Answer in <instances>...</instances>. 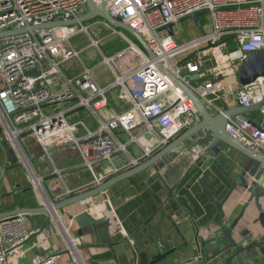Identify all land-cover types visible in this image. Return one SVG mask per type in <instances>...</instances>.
<instances>
[{
  "label": "built area",
  "instance_id": "built-area-1",
  "mask_svg": "<svg viewBox=\"0 0 264 264\" xmlns=\"http://www.w3.org/2000/svg\"><path fill=\"white\" fill-rule=\"evenodd\" d=\"M92 1L101 5L108 0ZM107 9L144 38L154 59L128 39L126 47L114 55L104 54L100 40L91 35L92 25L99 21L33 29L78 19L86 11L84 0H0V33L26 29L0 37V124L7 140L18 145V137L31 138L49 158L53 166L50 175L64 182L68 173L78 170L91 176L83 187H66L56 201L93 189L138 166L196 125L197 109L158 69L159 63L209 105L231 92L241 107L264 99V77L246 86L227 84L223 79L228 63L233 64L232 75L237 77L238 67L249 54L264 52V0H111ZM198 12L210 15V32L181 43L175 31L174 35L167 32L169 25L175 27ZM102 24L120 34L107 22ZM82 34L90 38L102 55V64L113 75L114 80L106 86H100L93 70L80 60L73 40ZM230 42L234 50H230ZM211 58L214 63L208 64ZM74 59L81 61V68L79 73L69 74L64 66ZM186 73L194 75L196 85L187 80ZM110 94H117L129 107L121 113L115 111L109 104ZM260 112L261 123L244 115L229 118L226 132L251 151L264 154V107ZM140 125L157 136L158 144L154 151L136 156L129 147L138 143L132 132ZM122 133L129 139L124 140ZM66 149L79 151V164H55L54 153ZM27 216L0 219V264H59L52 254L22 262L25 247L39 234L30 228ZM70 249L74 258L70 264H79L71 245Z\"/></svg>",
  "mask_w": 264,
  "mask_h": 264
},
{
  "label": "crops",
  "instance_id": "crops-1",
  "mask_svg": "<svg viewBox=\"0 0 264 264\" xmlns=\"http://www.w3.org/2000/svg\"><path fill=\"white\" fill-rule=\"evenodd\" d=\"M201 23L204 24L202 19ZM177 39L184 42L179 36H177ZM73 41L77 42L76 39ZM132 41L135 42L133 38ZM231 48L235 49L233 42H230ZM213 63L214 61L211 58L208 64ZM231 66H233L231 62L225 65L228 70L223 79L227 84L235 85L239 81L235 75L236 73L232 75L233 68L231 69ZM91 69L100 86H106L114 80L110 70L102 62ZM77 73H79L78 70L70 74ZM185 77L192 85H196L198 82L194 75L186 73ZM204 103L215 115L219 114L220 111L224 112L239 107L234 92L216 99L213 106ZM109 104L118 113L129 107L128 104L118 99L117 94H110ZM169 106L166 108L169 109ZM260 110H253L244 114V116L261 123ZM132 134L138 139V143L129 147L134 155L140 156L145 150L154 151L156 149L157 136L148 133L144 125H140ZM122 137L124 140L129 139V136L124 133H122ZM1 141L2 138H0ZM196 147L198 146L181 145L172 154L173 162L161 172L150 168L112 186L93 199L61 210V213L59 212L61 217L58 214L55 218L51 213L34 215V218L31 219L30 228L34 231L39 230V234L34 235L25 247L22 262H30L37 255L52 254L58 257L59 264H70L74 260L70 249V245L73 243L77 250L74 257L80 264H149L160 251L158 244L163 238L167 239L169 245H171L169 250L182 246L183 239L191 244L190 249L178 252L175 263L182 264L193 260V264H213V262L205 260L204 253L200 254L195 250L194 238L196 233H199L200 237L208 239L219 232L217 225L219 211L216 203H220L224 199L227 188L223 183L222 187L215 192L214 203L204 194L199 181H204L207 188L213 191L217 189L220 182L224 181V177L213 159H204V150ZM162 148L157 149L152 155ZM34 153L33 155L29 153L34 160L41 155L44 156L42 153L38 155ZM79 155L78 150L66 149L54 153V161L57 166L61 167L77 165L80 163ZM44 157L49 166L48 172H41L40 166H35L44 178V182L51 178L58 179L62 190L52 195L54 199L62 195L66 187L70 189L83 187L91 180L89 173L84 170L68 173L65 182L56 175L51 176L53 166L49 158ZM11 173L7 174L6 172V175L9 176ZM1 181L2 176L0 175V188L2 187ZM15 188H18V186ZM84 191H87V189H82L79 193ZM23 192V199L26 198L28 193L32 194L28 190ZM246 200V196L240 199L232 197L226 203L223 209L226 225L232 224L241 216L243 204ZM10 204L16 205L13 202L4 203L3 198L0 197V214L12 209L22 208L17 204L15 208L5 209ZM82 213H88L93 220L99 222L86 228L80 227L74 219ZM257 218L258 213L256 210L250 208L240 220V226L245 230L258 232V235H260L263 230ZM85 229L88 232L82 234L81 232ZM177 230L181 232V236L184 238L180 236ZM208 230L211 232H208Z\"/></svg>",
  "mask_w": 264,
  "mask_h": 264
},
{
  "label": "water",
  "instance_id": "water-1",
  "mask_svg": "<svg viewBox=\"0 0 264 264\" xmlns=\"http://www.w3.org/2000/svg\"><path fill=\"white\" fill-rule=\"evenodd\" d=\"M111 1V0H108ZM108 1L101 5H96L92 0H84L86 11L78 19L69 22H58L55 24H44L34 26L33 29H43L50 27H70L79 24L92 22L96 19H102L113 29L122 30L128 33L135 42L144 50L150 59H154V53L149 48L147 42L142 36L132 30L125 22L115 19L107 9ZM208 15V12H198L182 19L181 22L190 20L194 23L201 35L206 31L201 23V18ZM174 25H169L166 30L170 35H174ZM26 29L14 30L0 33V37L14 33H23ZM211 47V46H210ZM158 69L164 73L173 84L183 93L185 97L192 101L198 111L199 121L193 127L187 129L182 135L171 141L168 145L152 155L149 159L121 174L114 176L101 185L73 195L61 201H56L50 194L46 183L41 180L39 189L42 192L46 204L41 207H23L0 214V219L16 215H37L51 213L58 216V212L75 204L93 199L103 194L112 186L136 176L150 168L161 172L165 167L173 162L172 154L183 144L196 145L204 151V159L212 158L215 165L221 171L223 180L218 184L217 189L210 191L204 181H199L203 192L209 199L215 202V192L222 187L223 183L227 188L224 199L216 203L219 211L217 225L219 232L208 239L195 234L194 246L198 253H204L207 262L213 264H264V154L256 153L245 147L240 141L234 139L226 132L228 119L237 115H244L253 110H260L264 107V99L250 107L239 106L236 109H229L217 115L213 114L206 106L199 95L187 84L178 79L162 63L157 65ZM36 74V73H34ZM264 77V52L249 54L237 70V79L242 86L254 83ZM3 112V111H2ZM4 113V112H3ZM8 123L10 119L5 115ZM11 124V123H10ZM17 147L22 151L25 157L27 167L35 177L40 179L41 175L34 164L32 158L27 152L20 137L17 138ZM204 145V146H203ZM247 197L243 204L241 216L226 225L224 221V206L232 198ZM250 208H254L258 213V222L262 228V234L251 232L240 226V220ZM82 228L97 224L99 221L93 220L88 213H82L74 219ZM181 236V232L177 230ZM88 232L84 230L81 232ZM208 232H211L208 230ZM184 238L183 236H181ZM182 246L169 250L170 246L167 239H161L158 244L160 251L152 258L149 264H177L176 258L181 250L190 249L189 241L183 239ZM175 254V255H174ZM174 255V256H173ZM193 262L189 260L182 264Z\"/></svg>",
  "mask_w": 264,
  "mask_h": 264
},
{
  "label": "rangeland",
  "instance_id": "rangeland-1",
  "mask_svg": "<svg viewBox=\"0 0 264 264\" xmlns=\"http://www.w3.org/2000/svg\"><path fill=\"white\" fill-rule=\"evenodd\" d=\"M201 19L203 20L204 28L206 29V31L209 32L210 25H211L210 15H206L202 17ZM94 21H99V23L92 25L91 35L95 39L100 40L101 49L104 52V54L108 56H112L118 51H120L121 49H123L124 47H126L127 43L125 42V39L132 41V37L128 33L118 30L120 34H115L113 30L106 28L102 24L104 20L98 18ZM174 30H175L176 35L179 36V38H181V40H183L184 42L190 41L191 39H194L195 37L201 36L200 31L190 20L180 22L179 24L175 26ZM75 39L77 40V42L75 43V41H73V43L75 44L76 49L80 52V60L86 65V67L92 68L102 62V59H103L102 55L100 54L98 49H96L95 47L91 45V40L87 35L82 34V35H79ZM80 60L74 59L68 62L67 64H65L64 66L65 71L67 70L66 72L69 74L76 70L79 71L81 68ZM174 61L177 63L178 58H175ZM0 127L2 128L1 124H0ZM2 131H3L4 139L7 140L6 133L3 128H2ZM22 142H24L23 144L25 145V148L27 152L30 153V155H33L34 152H35L34 154H37V155L41 153L39 147L36 145V143L31 138L29 139V138L24 137ZM8 143L12 147L15 153V157L18 163H20L21 167L19 169L13 170L11 175L9 176L6 175V171L4 170V167H0V175L2 176V181H1L2 187L0 188V197L3 198L4 203L13 202V203L18 204V202L21 199H23V194H24L23 191L28 190L32 192L31 203H29V201H25L24 205L27 206L29 203V204H37V206L39 207L44 206L46 204L44 196L42 192L40 191V189L38 188V186L34 184L35 182L32 179L33 177H31L32 173L27 167V164L25 163L24 158L22 157L23 155V153H21L22 151L17 147V145L14 142L8 141ZM34 164L40 166L39 169L41 172L44 171L47 173L49 170L47 160L42 155L39 158L34 160ZM45 183L47 187L50 189L52 193V194L50 193L51 195L59 193L62 190L57 178L47 179ZM16 186H18V188H15ZM54 188L56 189V191ZM59 215L61 217V214ZM32 218H34V215L27 216L29 225L32 224V221H31Z\"/></svg>",
  "mask_w": 264,
  "mask_h": 264
},
{
  "label": "trees",
  "instance_id": "trees-1",
  "mask_svg": "<svg viewBox=\"0 0 264 264\" xmlns=\"http://www.w3.org/2000/svg\"><path fill=\"white\" fill-rule=\"evenodd\" d=\"M178 42L181 43L182 41L178 40ZM230 50H234V49L231 48ZM0 138H2V141L0 142V167H4V170L8 174V173L12 172L15 169H19L21 167V165H20V163H18L12 147L10 146L8 141L4 139V135H3V131H2L1 127H0ZM31 196L32 195L30 193H28L26 198L22 199L23 201L20 200L18 202V206L22 207V208L23 207H31V208L37 207V204H29V203H31V198H30ZM25 201H29L27 206L24 205ZM16 205H11L10 204V205L6 206L5 209L15 208ZM12 210H14V209H12ZM12 210H10V211H12ZM5 212H8V211H5Z\"/></svg>",
  "mask_w": 264,
  "mask_h": 264
},
{
  "label": "bare ground",
  "instance_id": "bare-ground-1",
  "mask_svg": "<svg viewBox=\"0 0 264 264\" xmlns=\"http://www.w3.org/2000/svg\"><path fill=\"white\" fill-rule=\"evenodd\" d=\"M15 147H16V146H15ZM22 157H23V155H22ZM30 175H31V174H30ZM31 177H32V176H31ZM32 179H33V178H32ZM35 182H36V183H34V184H36L37 186H40V183H41V182H40L39 179H36ZM37 186H36V187H37ZM38 188H39V187H38ZM38 188H37V189H38ZM42 198H43V197H42ZM53 215H54V217L56 218V215H55V214H53ZM58 222H59V221H58ZM59 223H60V222H59ZM71 247H72V249L74 250L75 254H77L76 249H75L73 243H71ZM78 262H79V261H78ZM79 264H80V262H79Z\"/></svg>",
  "mask_w": 264,
  "mask_h": 264
}]
</instances>
